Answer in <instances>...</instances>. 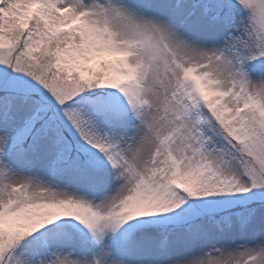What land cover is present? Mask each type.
<instances>
[{
	"label": "snow or ice",
	"instance_id": "obj_1",
	"mask_svg": "<svg viewBox=\"0 0 264 264\" xmlns=\"http://www.w3.org/2000/svg\"><path fill=\"white\" fill-rule=\"evenodd\" d=\"M0 264H264V0H0Z\"/></svg>",
	"mask_w": 264,
	"mask_h": 264
}]
</instances>
